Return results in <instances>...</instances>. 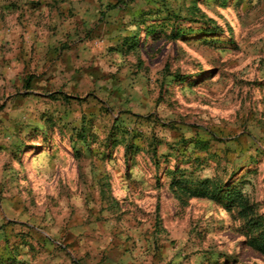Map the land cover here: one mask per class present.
<instances>
[{
	"label": "rangeland",
	"instance_id": "obj_1",
	"mask_svg": "<svg viewBox=\"0 0 264 264\" xmlns=\"http://www.w3.org/2000/svg\"><path fill=\"white\" fill-rule=\"evenodd\" d=\"M0 264H264V0H0Z\"/></svg>",
	"mask_w": 264,
	"mask_h": 264
},
{
	"label": "crops",
	"instance_id": "obj_2",
	"mask_svg": "<svg viewBox=\"0 0 264 264\" xmlns=\"http://www.w3.org/2000/svg\"><path fill=\"white\" fill-rule=\"evenodd\" d=\"M54 81H55V80L50 79V80L48 81V83H49V84H53Z\"/></svg>",
	"mask_w": 264,
	"mask_h": 264
}]
</instances>
